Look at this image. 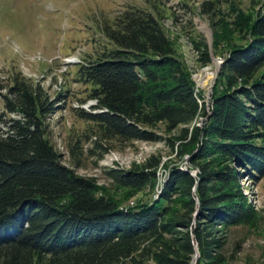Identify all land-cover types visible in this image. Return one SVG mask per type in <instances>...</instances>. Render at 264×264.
I'll return each mask as SVG.
<instances>
[{"label":"trees","instance_id":"trees-1","mask_svg":"<svg viewBox=\"0 0 264 264\" xmlns=\"http://www.w3.org/2000/svg\"><path fill=\"white\" fill-rule=\"evenodd\" d=\"M260 3L254 20L234 12L233 20L215 29L214 54L234 34L244 45L226 46L210 108L200 101L160 19L147 10L120 14L105 30L111 48L79 65L78 80L90 87L94 102L81 118L103 139L157 142L153 130L165 124L183 142L179 156L190 155V167L198 169L193 175L190 167L171 168L148 204L123 208V200L96 180L65 166L47 138L54 103L39 85L13 78L0 113V264H191L195 246L197 264H224L217 234L255 215L239 183L264 177ZM197 50L201 64H210L206 44ZM160 163L151 157L108 177L132 200L154 192Z\"/></svg>","mask_w":264,"mask_h":264},{"label":"rangeland","instance_id":"rangeland-1","mask_svg":"<svg viewBox=\"0 0 264 264\" xmlns=\"http://www.w3.org/2000/svg\"><path fill=\"white\" fill-rule=\"evenodd\" d=\"M261 1L0 0V113L3 111L2 98L14 77L39 85L54 103V113L47 119V138L61 156L62 163L78 176L96 180L111 197L123 200V208L135 202L148 204L159 195L171 168L177 166L187 170L190 167V155L179 156L183 142L177 139L178 131L169 130L165 124H158L153 130L161 138L157 142L103 139L94 124L81 118V111L91 112L94 102L88 98L90 87L78 80L79 65L111 48L105 30L114 25L120 14L130 9L147 10L160 19L200 101L210 108L217 75L229 55L226 46L229 43L244 45L234 34L214 54L215 29L221 21L233 20L234 12L254 20ZM205 3H209L206 8L203 7ZM201 43L208 48L210 64L200 62L197 46ZM59 96L63 97L57 102ZM10 118L18 116L12 114ZM202 122L200 117L198 126ZM151 157L161 160L156 170L154 192L146 190L127 200L126 192L111 183L108 173L113 169L129 171L142 167ZM190 168L196 175L197 167ZM239 186L255 215L250 223L217 234L223 244L224 264H262L264 177L256 182L243 178ZM198 260L199 253L196 264Z\"/></svg>","mask_w":264,"mask_h":264},{"label":"water","instance_id":"water-1","mask_svg":"<svg viewBox=\"0 0 264 264\" xmlns=\"http://www.w3.org/2000/svg\"><path fill=\"white\" fill-rule=\"evenodd\" d=\"M195 251H196V253H195V256H194L191 264H196V260H197V257H198V249H197V246H195Z\"/></svg>","mask_w":264,"mask_h":264}]
</instances>
